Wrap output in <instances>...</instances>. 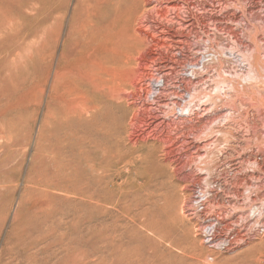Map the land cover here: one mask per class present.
Masks as SVG:
<instances>
[{"label":"rangeland","instance_id":"obj_1","mask_svg":"<svg viewBox=\"0 0 264 264\" xmlns=\"http://www.w3.org/2000/svg\"><path fill=\"white\" fill-rule=\"evenodd\" d=\"M189 1L151 0L149 7L139 2L136 15H143V25L155 29L152 33L162 41L152 51L157 63L151 73L160 82L150 84L149 100L163 84V58L172 65L164 79L186 100L183 78L193 73L208 77L193 92L200 96L194 105L212 97L209 112L218 116L199 135L207 144L204 157L194 159L193 151L189 155L185 148L187 123L180 131L158 129V134L168 132L177 141L173 150L180 153L178 159L188 160L182 169L190 177L179 180L171 172L173 166L163 169L156 147L148 165L134 164L131 154L113 165L109 159L107 182L112 190L122 189L124 200L119 207L101 208L40 187V169L48 168V160L41 162L37 151L45 105L38 95V0H0V264H264V120L258 115L264 113V0ZM158 9L169 17H161ZM161 27L175 35L168 38ZM138 46L149 59L148 45ZM125 115L129 118L130 113ZM142 128L149 133L155 127ZM135 166L142 173L139 192ZM252 175L260 178L252 181L254 188L243 180ZM237 178L243 183H236ZM162 195L171 202L167 208L156 205L164 201ZM108 249L119 250L107 258Z\"/></svg>","mask_w":264,"mask_h":264},{"label":"bare ground","instance_id":"obj_2","mask_svg":"<svg viewBox=\"0 0 264 264\" xmlns=\"http://www.w3.org/2000/svg\"><path fill=\"white\" fill-rule=\"evenodd\" d=\"M186 1L190 2L189 0ZM139 2H142L144 7H149L151 4V0H38V22L37 28H35L37 29L38 38V95L41 100L45 98V105L38 126L37 151L41 162L45 159L48 160L47 169L46 167L38 168L41 170L39 173L40 187L44 188L45 191L53 192L58 197L62 193L70 196L80 201V204L83 203V206L84 203H89L101 204V208L108 205L119 207L124 200L123 192L120 188L112 190L107 182L105 168H107L109 159L113 160L110 163V165H113L116 161H121L125 156L131 154L134 157V164L148 165L152 162L150 159L153 158L154 147L160 149L162 153L163 169L173 166L171 168L173 176L179 180L188 179L190 174L183 172L182 169L188 160L186 158L185 161L178 159L180 153L176 155L173 150L175 149L173 144H176L177 141H174L168 132H159L158 134L157 131L158 129H162V131L169 129L180 131L182 125L187 123L183 128L188 130L189 133L185 139L183 138V144L188 153L193 151V158L202 160L204 157L202 155L204 153L203 149L207 144L199 138V135L208 131L211 123L215 122L218 117L209 112L208 107L213 101L212 97L206 98V103H204L205 97L203 94V104L194 105L195 100L200 97L193 93L194 87L202 82L206 83L205 80L208 77L205 79L204 76H197L196 73H193V77L183 78L185 82L183 89L188 96L186 100V97L177 93L178 89L175 91V86L169 84V79H164V76L168 75L169 67L172 66L170 64L171 59L168 60L167 58L162 59L161 66L158 65L159 68L165 69L164 71L161 70L163 84L157 88V97L149 100L151 95L150 84L160 82V79L155 78L151 73L154 72L152 71L153 65L155 62L157 63L152 51L162 41L156 39V34L152 33L155 29L151 32L144 26L145 24L143 25V15L140 17L136 15ZM158 10L160 11H157V13L161 17L165 19L169 17L165 10ZM161 29L165 35L169 36L168 38L175 35V31L170 32L163 27ZM235 38L239 40L237 36ZM143 43L148 45L149 59L143 55L144 53L141 52V48L138 46V44ZM191 66L196 67V64ZM51 72L52 75L50 76ZM213 92L211 91L210 95ZM240 99L242 101V98ZM258 109L260 110V108ZM177 110L180 111L179 115L176 113ZM126 111L130 113L129 118H126ZM258 113L259 118L264 120V113ZM151 126L155 127L153 132L146 133L145 129L143 131L142 127ZM141 128L142 130H140ZM260 132H262L261 129ZM261 134L259 135L261 136ZM123 141L126 142L125 145H122ZM144 149L147 152H141ZM189 155L191 154L189 153ZM176 158L178 159L177 165L174 162ZM248 161L247 159L246 162L249 163ZM190 162H192L191 159ZM102 163H104V166H101ZM253 163L254 166L256 165L255 168H260L261 164L257 160H253ZM134 168L136 178L134 180L137 184L135 191L139 192L143 187L140 183L141 168L138 166ZM258 178L256 175H252L250 179L243 178V180L245 179L247 186L254 188L252 181L254 180V183H256L255 181ZM195 179L199 181L200 176L197 175ZM235 182L243 183L240 178H237ZM163 185L162 182V189ZM234 193L240 196L237 190ZM162 197L164 198L163 195ZM61 199L63 200V198ZM169 203L171 202H169L168 196L165 195L164 201L156 205L167 208ZM123 210L120 212H123ZM161 210L163 211V209ZM129 211H132V209ZM148 223L153 224L149 221ZM149 227L152 230L153 227L150 225ZM118 250L113 249L110 251L108 249L104 253H106L107 258H113ZM108 264H116V262L111 260Z\"/></svg>","mask_w":264,"mask_h":264}]
</instances>
